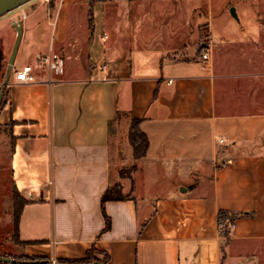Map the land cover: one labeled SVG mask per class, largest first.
Segmentation results:
<instances>
[{
    "label": "crops",
    "instance_id": "1",
    "mask_svg": "<svg viewBox=\"0 0 264 264\" xmlns=\"http://www.w3.org/2000/svg\"><path fill=\"white\" fill-rule=\"evenodd\" d=\"M19 6L34 80H0V264L92 249L106 264H264V0ZM49 52L61 74L39 63ZM132 118L148 138L137 160ZM220 210L236 215L227 240Z\"/></svg>",
    "mask_w": 264,
    "mask_h": 264
},
{
    "label": "rangeland",
    "instance_id": "2",
    "mask_svg": "<svg viewBox=\"0 0 264 264\" xmlns=\"http://www.w3.org/2000/svg\"><path fill=\"white\" fill-rule=\"evenodd\" d=\"M28 1H37L40 0H28ZM27 7V6H26ZM26 7H24L26 9ZM20 6H16L7 12L0 15V49L3 54V60H2V66L0 71V80L4 78L6 75V71L8 69V64L13 58V66L12 69H10V76L14 75V71L17 69H21L24 65H26L28 62H33V56L28 51V44L26 43L27 40L25 37L22 36V32L20 34L17 33L13 26L14 21V15L17 13ZM23 37V38H22ZM121 118V117H120ZM125 119L124 117L121 118V122L124 123ZM115 167V166H114ZM115 169V168H114ZM3 173L6 172V168L2 169ZM132 170V167L125 166L122 169L121 175L122 177L129 175ZM6 177H0V181L2 182L0 186V208L2 209V206L5 207V183H6ZM113 191L120 192L122 191L121 186L119 183L114 185ZM154 190V189H153ZM152 192V191H151ZM0 209V210H1ZM8 227H5L3 225H0V249L1 250H10V244L7 240V230ZM41 264V263H39ZM52 264V263H49ZM81 264H102V258L99 256L96 252L91 253V256L84 262H81Z\"/></svg>",
    "mask_w": 264,
    "mask_h": 264
},
{
    "label": "trees",
    "instance_id": "3",
    "mask_svg": "<svg viewBox=\"0 0 264 264\" xmlns=\"http://www.w3.org/2000/svg\"><path fill=\"white\" fill-rule=\"evenodd\" d=\"M2 60H3V54L0 49V71H1V66H2ZM139 119L132 118L129 126V131H128V139L129 142L132 146V151H133V158L134 160L139 159L142 157L147 149L148 146V138L146 134L140 129L139 126ZM121 198V194L119 192L113 191V188L108 189L102 197V200H108V199H118ZM25 203V199L19 194L16 188L13 189V229H14V235H17V228H18V220H19V214L21 211V208L23 204ZM236 215L233 213H229L224 210H220L218 212V222L221 227L222 234L225 237V240H227V236L229 234V229L233 224V221L235 219ZM107 225H109V222L107 220ZM17 240V239H16ZM96 252L95 249L89 250L87 252V255L83 259H78L73 262H84L91 256V253ZM102 258V264H106L107 257L104 255ZM60 263H68L71 261L68 260H63L59 261ZM41 264H47L41 263Z\"/></svg>",
    "mask_w": 264,
    "mask_h": 264
},
{
    "label": "built area",
    "instance_id": "4",
    "mask_svg": "<svg viewBox=\"0 0 264 264\" xmlns=\"http://www.w3.org/2000/svg\"><path fill=\"white\" fill-rule=\"evenodd\" d=\"M26 15L22 13L19 17L17 16L14 19V22H21V19ZM208 48H205L201 53V57L203 59H207L208 57ZM39 63L45 65L50 73L61 74L64 70V59L63 57L55 52H49L48 54L41 55L39 58ZM13 64L11 65L12 69ZM14 77L19 81H32L34 80V75L32 73V66L30 64L24 65L21 69H17L14 71ZM8 84V80L6 81V85ZM52 264H56L55 260H52Z\"/></svg>",
    "mask_w": 264,
    "mask_h": 264
},
{
    "label": "water",
    "instance_id": "5",
    "mask_svg": "<svg viewBox=\"0 0 264 264\" xmlns=\"http://www.w3.org/2000/svg\"><path fill=\"white\" fill-rule=\"evenodd\" d=\"M27 1L28 0H0V15L7 12L8 10L16 7V6H19V5L27 2ZM230 12L233 16L236 17L234 7L230 8ZM13 26H14L15 30L17 31V33L20 34L21 33V22L20 21L14 22ZM12 64H13V58L11 59V61L8 64L7 74L4 78L3 86H6V81L8 79L9 71L11 69ZM0 260L9 261L10 259L8 257L0 256Z\"/></svg>",
    "mask_w": 264,
    "mask_h": 264
}]
</instances>
